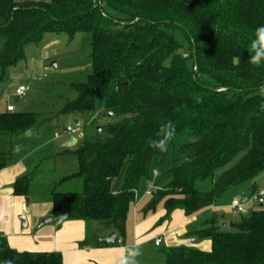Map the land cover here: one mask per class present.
<instances>
[{
    "label": "trees",
    "instance_id": "trees-1",
    "mask_svg": "<svg viewBox=\"0 0 264 264\" xmlns=\"http://www.w3.org/2000/svg\"><path fill=\"white\" fill-rule=\"evenodd\" d=\"M262 24L264 0H0V38L5 39L1 68L24 60L26 46L46 33L70 37L86 33L92 71L85 82L72 85L77 96L66 101L60 113L82 115L99 106L107 116L113 110L122 118L109 127L107 137H86L73 152L78 168L55 185L53 222L60 226L69 219L96 220L118 238L107 243L90 236L81 245L88 240L98 247L118 242L125 234L127 212L140 180L150 177L153 163L163 165L176 146L172 139L164 152L153 148L155 139L147 131L151 122L183 107L205 105L197 75L206 74L216 85L231 90L230 80L221 72L263 81L264 65L248 62L250 32ZM183 48L194 58L189 70L180 52ZM259 96L260 103L254 102L252 109L246 99L230 101L229 93L209 100V106L222 111L235 108L234 122L190 124L192 138L181 148L186 158L166 171L171 180L165 192L179 196L170 201L160 195L162 190H149L147 210L164 201L168 213L183 209L192 216L211 207L230 187L259 177L264 171V93ZM40 125L34 112L0 113L3 133L19 135L29 128L35 132ZM121 156H128L126 174L121 188L113 191L112 180L125 163ZM31 177L16 180V194H27ZM68 180L75 191L61 190ZM258 190L254 187L253 194ZM262 206L229 226H216L215 219L205 223L195 234L210 238L212 249L166 248L164 264H264ZM0 264L63 263L59 253L20 252L3 239Z\"/></svg>",
    "mask_w": 264,
    "mask_h": 264
},
{
    "label": "rangeland",
    "instance_id": "rangeland-1",
    "mask_svg": "<svg viewBox=\"0 0 264 264\" xmlns=\"http://www.w3.org/2000/svg\"><path fill=\"white\" fill-rule=\"evenodd\" d=\"M182 24L178 23L180 27L183 28L185 25L187 28L186 24ZM171 31L173 35L175 34L176 37L181 38L182 40V35L178 31H175L174 29H171ZM250 33L254 38V32ZM4 43L5 39L0 38V51L3 50ZM180 52L183 54V57L187 59V70L191 69L194 58L190 59L191 54L185 48ZM25 55L26 58L24 60H21L14 65H10L4 69L0 67V109L4 108L10 100V102H12L17 108V111L35 112L38 114L40 120H45L47 122L45 124L47 131L45 134L38 133L35 141L39 142L45 141L48 138L51 139L54 137L53 135L55 134V131H60L62 133L63 127L66 126L67 121L79 130V133L76 136L79 142H82L86 137L103 139L107 137L109 127L122 119L120 116H117L113 110H111L112 114L107 116L105 113L106 110L99 106L94 111L82 114L81 125H76L74 123L77 115L81 114L71 113L67 115L60 113V110L66 101L73 100L77 96V92L72 88V85L85 82L87 76L92 71L90 36L88 34L80 32L70 37L68 34L64 33H46L36 44H29L26 46ZM40 59L44 60L46 68L36 71V77H33L31 74L32 65L36 60ZM237 61L236 58L233 64L236 65ZM253 72H255V70ZM220 74L230 80V87H233L234 90L229 89V87L227 88L225 86L216 85L206 74L197 75L199 78L198 80L201 78L202 81L201 88L197 87V90L200 97L207 100L205 105L183 107L176 110L171 116L161 117L156 121L151 122L152 124L147 131L154 139H158L157 134L160 126L171 121L175 125L173 141H176V146L169 153L163 165H157L156 163L152 164L151 175L149 178H142L140 180L136 191L137 195L146 196L145 194L148 190L155 192L159 189L162 190L159 191V193L160 195H163L165 200L173 201V199L179 196L174 193L165 192V187L171 180L170 174L166 173V171L172 167L180 165L186 158V152L182 151L181 148L192 138V134L188 129L190 128V124L192 122L203 124L234 122L235 116L232 115L231 111H235V108L234 110L229 109L222 111L217 107L209 106L210 104L208 103L212 102L209 100L218 99L219 94L229 93L230 98L228 99H230V101L239 98L242 100L246 99V101H248L246 106L251 109L255 107L254 102L260 101L259 95L262 94L260 92V87L264 84V80L259 82L255 76H249L247 78L237 77L232 72H221ZM19 82L29 85L30 89L25 97L16 100L15 85ZM234 107L237 108V106ZM206 127L207 126L205 125L204 128ZM39 129H37V131ZM61 142H63V140L49 141L44 147L43 152L45 154L51 152V155H54L57 152L56 145L61 144ZM75 156L77 157L76 154L74 156L71 154L65 156V154H63L62 158L46 161L43 166L53 168L52 173L54 174H60V172H62L61 165L67 164L68 166L66 168L69 172L72 162L71 160L74 159ZM46 157L48 159V156ZM124 158L125 163L122 165L118 175L112 180L113 191H117L123 184L128 156H121L122 160ZM155 170L158 174L155 173ZM223 170L224 168L216 170V175L220 174ZM47 175L48 174H45L46 177H48ZM54 182L55 181H52L51 188L59 183L57 182L55 184ZM40 185L43 186L44 183L42 182ZM254 187L264 188V171H262L259 177L254 181H246L227 189L210 207L211 209L209 211L211 214L213 212L215 213L213 218L218 219L222 223H234L238 222L242 216L250 215L254 210L261 207V203H259L254 196L255 193L253 194ZM60 188L64 191L76 190V187L71 184V182L64 184ZM242 190H245V192H247L246 196L249 197V200L245 202H242V198L239 199L245 204L244 213H238L232 208L226 209L220 207L227 204V202L231 203L232 195ZM134 202L135 201H133L131 205H134ZM262 207H264V203ZM88 224L91 237L96 236L98 232L106 230V227L96 220H88ZM160 254H163V249L161 247L157 252L158 256Z\"/></svg>",
    "mask_w": 264,
    "mask_h": 264
},
{
    "label": "crops",
    "instance_id": "crops-1",
    "mask_svg": "<svg viewBox=\"0 0 264 264\" xmlns=\"http://www.w3.org/2000/svg\"><path fill=\"white\" fill-rule=\"evenodd\" d=\"M45 68L43 59L36 60L32 65L31 74L36 77L35 72ZM22 84V82L16 84L15 90ZM9 105H13L10 100L4 108L0 109V113L8 112ZM16 109L15 107V112H28ZM81 117L83 116L77 115L76 120H80L82 124ZM40 121L42 122L40 129L33 132L31 137H26L24 134L0 132V245L4 239L10 248L20 252L59 253L63 264H114L121 253L126 255L127 249L137 245L141 250V255L135 258L138 264H164L166 248L188 246L202 251L212 249L210 238H201L195 234V231L201 229L212 219L216 220V226H225V223L213 218L215 213L211 214L210 207L192 216H187L183 209H174L168 213L164 201H161L152 210H147V204L152 197L148 194L149 190L146 196H139L135 193L134 205H130L127 212L125 234L120 238L121 242L109 246L98 247L93 245L91 240H88V244L81 245L83 241L90 238L88 221L83 219L65 220L60 226H57L53 220L40 225L43 218L52 217V194L55 188H51L52 181L56 184L62 178L75 173L78 168L76 156L71 160L69 172L66 168L67 164L61 165L60 174L52 173L53 168H47L43 164L52 159H60L63 154L74 156L73 152L81 144L76 138L79 130L76 134L65 131L66 127L72 126L68 121L62 133L55 131L53 138L35 141L38 133L45 134L47 131L45 127L47 122L42 119ZM72 138H75L76 142L69 146L68 143ZM52 140H63V142L56 145L57 152L54 155H51V152L45 154L44 147ZM17 145L20 146L19 151H16ZM39 168L40 170L36 172ZM45 174H48V177ZM28 175L32 177L28 184L27 194H16L14 183L17 179ZM42 182L43 186L40 185ZM69 182L72 180L65 181L64 184ZM246 193L245 190L234 193L232 201L241 198L242 202L248 201L249 197ZM220 207L232 208L230 202ZM23 215L26 217L23 218ZM112 232L106 229L98 232L96 236H107ZM189 238H195L196 241L189 245L187 244ZM157 239H161L160 245L155 244ZM160 247L163 249V254L158 256L157 252Z\"/></svg>",
    "mask_w": 264,
    "mask_h": 264
},
{
    "label": "clouds",
    "instance_id": "clouds-1",
    "mask_svg": "<svg viewBox=\"0 0 264 264\" xmlns=\"http://www.w3.org/2000/svg\"><path fill=\"white\" fill-rule=\"evenodd\" d=\"M254 38L250 42L248 62L253 66L264 65V24L255 28ZM260 92L264 93V84L260 87ZM264 107V104L261 105ZM33 135V129L29 128L24 132V136L31 137ZM158 139L152 141V147L158 149L160 152L167 150L168 143L174 138L175 125L169 121L160 126L158 132ZM20 150V146H16V151ZM127 254L121 253L114 264H138L136 257L141 255L139 246L131 247L126 250Z\"/></svg>",
    "mask_w": 264,
    "mask_h": 264
},
{
    "label": "built area",
    "instance_id": "built-area-1",
    "mask_svg": "<svg viewBox=\"0 0 264 264\" xmlns=\"http://www.w3.org/2000/svg\"><path fill=\"white\" fill-rule=\"evenodd\" d=\"M94 1H96V0H94ZM28 90H29V86H28V85H24V84L19 85V86L16 88V90H15V95H16V97H17L18 99H19V98H23V97H25V96L27 95ZM7 110H8V111H14V110H15L14 105H9V106L7 107ZM65 131H66V132H69V133H71V134H76V133H78V129H77L76 127H74L73 125H72V126H68V127H66ZM155 173L157 174V171H155ZM148 194H150V191H148ZM254 196H255L256 200H257L259 203L263 204V203H264V188H259V190L255 193ZM231 207H232L233 209H235L238 213H244V212H245V204L242 203L239 199H235V200H233V201L231 202ZM25 217H26V215H23V218H25ZM195 241H196L195 238H189V239L187 240V244L190 245V244L194 243ZM118 242H121V240L119 239ZM160 243H161V239H157V240L155 241V244H156V245H160Z\"/></svg>",
    "mask_w": 264,
    "mask_h": 264
},
{
    "label": "water",
    "instance_id": "water-1",
    "mask_svg": "<svg viewBox=\"0 0 264 264\" xmlns=\"http://www.w3.org/2000/svg\"><path fill=\"white\" fill-rule=\"evenodd\" d=\"M112 114V111H110V115ZM74 123L76 125H81V121L80 120H74ZM76 142V139L75 138H72L71 142L68 143L69 146H72L74 143ZM245 201V199L243 200ZM52 221V217L48 216V217H45L41 220L40 222V225H43L47 222H51ZM225 226H229V224L225 223L224 224ZM118 238V234L116 232H112L110 233L109 235L107 236H102V237H98L96 240L97 242H107V243H114L116 241V239Z\"/></svg>",
    "mask_w": 264,
    "mask_h": 264
}]
</instances>
